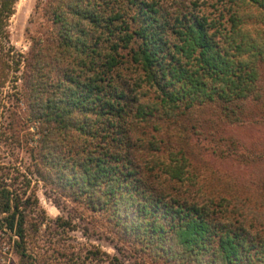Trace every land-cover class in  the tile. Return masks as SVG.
<instances>
[{"label": "trees", "instance_id": "1", "mask_svg": "<svg viewBox=\"0 0 264 264\" xmlns=\"http://www.w3.org/2000/svg\"><path fill=\"white\" fill-rule=\"evenodd\" d=\"M16 3L0 0V100L11 99L16 142L30 129L31 177L105 214L157 258L264 264L263 231L154 186L133 137L140 122L170 124L205 103L230 113L260 94L264 0H45L26 52L11 39ZM182 159L169 165L178 178ZM24 195L0 183L3 225L28 257Z\"/></svg>", "mask_w": 264, "mask_h": 264}, {"label": "rangeland", "instance_id": "2", "mask_svg": "<svg viewBox=\"0 0 264 264\" xmlns=\"http://www.w3.org/2000/svg\"><path fill=\"white\" fill-rule=\"evenodd\" d=\"M44 2L17 0L10 31L21 51L28 50L31 33L41 28L43 15L37 5ZM258 69L260 94L238 101L234 111L227 113L215 103L195 105L186 114L171 118L170 124L155 119L138 123L133 137L144 145L138 152L141 174L154 186L170 197L201 204L211 201L222 211L219 221L242 218L253 233H264V59ZM8 84L6 91L12 88ZM11 110V99L2 97L0 183L7 182L12 189L18 186L25 200L31 197L23 210V246L29 256H21L18 237L5 228L6 213L0 210V264H176L141 251L105 214L35 181L29 172L33 169L30 145L25 141L30 129L23 128L22 142H16L6 128ZM176 154L184 157L180 178L169 166Z\"/></svg>", "mask_w": 264, "mask_h": 264}]
</instances>
